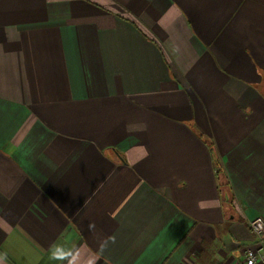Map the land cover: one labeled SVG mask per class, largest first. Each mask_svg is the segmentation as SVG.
Returning <instances> with one entry per match:
<instances>
[{
  "label": "crops",
  "instance_id": "obj_1",
  "mask_svg": "<svg viewBox=\"0 0 264 264\" xmlns=\"http://www.w3.org/2000/svg\"><path fill=\"white\" fill-rule=\"evenodd\" d=\"M257 216L264 0H0V264H245Z\"/></svg>",
  "mask_w": 264,
  "mask_h": 264
},
{
  "label": "built area",
  "instance_id": "obj_2",
  "mask_svg": "<svg viewBox=\"0 0 264 264\" xmlns=\"http://www.w3.org/2000/svg\"><path fill=\"white\" fill-rule=\"evenodd\" d=\"M250 227L255 241L247 245L244 250L245 264H264V217L257 216L251 219Z\"/></svg>",
  "mask_w": 264,
  "mask_h": 264
},
{
  "label": "trees",
  "instance_id": "obj_3",
  "mask_svg": "<svg viewBox=\"0 0 264 264\" xmlns=\"http://www.w3.org/2000/svg\"><path fill=\"white\" fill-rule=\"evenodd\" d=\"M218 169H219V172L222 173V169L220 165H218Z\"/></svg>",
  "mask_w": 264,
  "mask_h": 264
}]
</instances>
